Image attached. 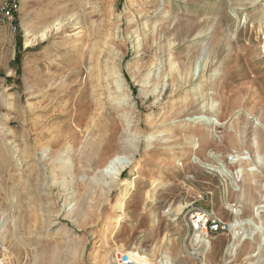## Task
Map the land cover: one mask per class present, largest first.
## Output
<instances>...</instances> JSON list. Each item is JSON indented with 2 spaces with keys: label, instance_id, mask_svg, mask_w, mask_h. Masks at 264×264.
Instances as JSON below:
<instances>
[{
  "label": "rangeland",
  "instance_id": "obj_1",
  "mask_svg": "<svg viewBox=\"0 0 264 264\" xmlns=\"http://www.w3.org/2000/svg\"><path fill=\"white\" fill-rule=\"evenodd\" d=\"M144 1L0 0V264H264V0Z\"/></svg>",
  "mask_w": 264,
  "mask_h": 264
},
{
  "label": "built area",
  "instance_id": "obj_2",
  "mask_svg": "<svg viewBox=\"0 0 264 264\" xmlns=\"http://www.w3.org/2000/svg\"><path fill=\"white\" fill-rule=\"evenodd\" d=\"M188 237L183 242L187 250V256L194 260L195 264H209L207 254L209 253L205 238L208 242L213 241L218 235L230 232L232 223L226 222L213 211L192 209L186 215ZM197 235V236H196ZM202 237L203 239H199ZM191 250V252H189ZM138 255L134 253H123L117 256L116 264H138Z\"/></svg>",
  "mask_w": 264,
  "mask_h": 264
},
{
  "label": "bare ground",
  "instance_id": "obj_3",
  "mask_svg": "<svg viewBox=\"0 0 264 264\" xmlns=\"http://www.w3.org/2000/svg\"><path fill=\"white\" fill-rule=\"evenodd\" d=\"M136 0H127L128 4H133L135 3ZM153 0H145L142 4V7H144L145 9H147V7H150L153 4ZM56 13V12H55ZM58 16V15H57ZM58 31V30H57ZM25 32V31H24ZM26 33V32H25ZM48 32H46V34L39 36V37H46ZM28 39L26 40V46L29 47L31 46L37 39L38 37H36L35 35H32L31 33L27 34ZM199 144L201 142H198ZM196 146H200L195 144ZM132 158H126V157H116L114 160L111 161L110 165L107 166V172L110 175V178L112 180L111 186L109 187V191H111L114 187H116V185L118 184V180H119V174L120 172H122V170H124L125 168H129L132 166ZM106 172V173H107ZM109 178V177H108ZM254 183L253 181L251 182V184ZM108 189V188H107ZM252 190V189H251ZM260 195V194H259ZM124 196L123 192L117 197V201L120 200L122 197ZM123 200V199H122ZM121 200V201H122ZM116 204V203H115ZM123 206V205H122ZM263 208V207H261ZM259 209V208H258ZM257 210V209H256ZM122 211V210H121ZM262 212V211H261ZM258 214V213H257ZM250 223H252L249 220ZM248 222V223H249ZM254 224V223H253ZM234 225V226H233ZM230 229L231 233L233 232V241L228 245L227 249H226V256L231 258V257H236L237 252L240 248V244L245 242L246 240H252L254 237V233L248 231L247 229H244L245 225H247L245 222L243 223H238L237 221L234 223ZM251 225V224H250ZM241 230V231H240ZM257 231V230H256ZM60 232H64V231H59ZM257 235V234H256ZM197 236V235H196ZM200 240L203 239L202 237H198ZM255 238V237H254ZM203 241L206 243L207 247L209 246V242L204 238ZM263 246V245H262ZM263 248V247H262ZM210 249V248H208ZM259 251V253H258ZM260 251H263L261 249V245L258 246L257 248V253L253 254L252 256H250L252 259H255L254 262L252 264H260V259H257V257L260 254ZM135 254V253H134ZM138 255V264H148L146 262H144L143 257L139 256V254H135ZM250 259V258H249ZM162 264H170L168 261L167 262H163ZM261 264H263L261 262Z\"/></svg>",
  "mask_w": 264,
  "mask_h": 264
}]
</instances>
